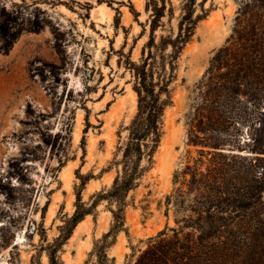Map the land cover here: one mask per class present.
<instances>
[{
    "label": "rangeland",
    "instance_id": "374dc122",
    "mask_svg": "<svg viewBox=\"0 0 264 264\" xmlns=\"http://www.w3.org/2000/svg\"><path fill=\"white\" fill-rule=\"evenodd\" d=\"M147 1L0 0L20 30L7 52L0 49V264H48L41 247L60 234L77 192L89 206L111 186L117 131L136 112L127 62L140 60L148 39ZM170 1L172 13L166 11L156 41L175 34L183 14L184 0ZM203 7L208 15L177 61L152 167L127 195V233L119 232L106 250L115 264H132L147 237L176 227L182 214L166 196L179 186L174 173L197 156L186 143L194 89L216 51L235 39L238 11H247L252 24L264 19V0H206ZM247 106L251 118L264 111V101ZM246 127L238 126L248 139ZM111 207L97 202L75 226L59 252L62 264L94 263L93 242L110 229Z\"/></svg>",
    "mask_w": 264,
    "mask_h": 264
},
{
    "label": "trees",
    "instance_id": "16d2710c",
    "mask_svg": "<svg viewBox=\"0 0 264 264\" xmlns=\"http://www.w3.org/2000/svg\"><path fill=\"white\" fill-rule=\"evenodd\" d=\"M205 2H199L197 13L196 0H184L176 33L160 35L157 41L155 31L164 25L166 11L171 15L172 4L170 0L146 2L148 39L140 60L127 62L136 112L117 131L112 160L116 174L111 186L96 193L89 206L77 192L74 212L60 234L51 245L41 247L48 264H62V246L102 200L112 206V222L94 240L90 254L95 256L93 264H115L106 250L119 232L127 233V195L152 167L163 136L164 110L171 104L177 61L198 23L208 15ZM247 13L238 11L235 39L216 51L194 89L186 143L197 149V156L174 173L173 184L179 186L166 196V204L182 215L175 218L176 227L147 237L146 247L132 264H264V111L251 118L246 110L248 104L256 107L264 101V38L260 35L264 19L259 15L252 24L246 20ZM19 33L15 17L0 7V49L7 52ZM244 123L250 131L248 139L238 128ZM186 228L190 230L184 232Z\"/></svg>",
    "mask_w": 264,
    "mask_h": 264
}]
</instances>
